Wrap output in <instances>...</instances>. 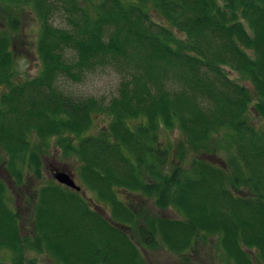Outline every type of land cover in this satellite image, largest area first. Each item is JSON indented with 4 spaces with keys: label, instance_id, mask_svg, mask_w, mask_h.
Returning <instances> with one entry per match:
<instances>
[{
    "label": "trees",
    "instance_id": "obj_1",
    "mask_svg": "<svg viewBox=\"0 0 264 264\" xmlns=\"http://www.w3.org/2000/svg\"><path fill=\"white\" fill-rule=\"evenodd\" d=\"M3 1L37 14L40 70L10 83L9 32L19 27L9 17V32L0 31V83L9 86L0 98V251L11 260L0 264H38L25 250L53 264H145L138 248L157 239L177 264H192L206 235L218 238L227 264H264V128L247 115L252 107L264 120V0ZM57 14L67 27L50 22ZM102 66L122 73L108 102L56 85ZM225 68L249 79L255 103ZM97 114L108 125L87 134ZM175 129L174 146H163L159 134ZM52 137L79 163L86 189L108 204V218L54 180L24 194L25 218L9 206L8 182L17 195L41 180ZM119 190L132 199L121 201ZM146 201L179 219L153 215ZM25 222L33 236L21 235Z\"/></svg>",
    "mask_w": 264,
    "mask_h": 264
},
{
    "label": "rangeland",
    "instance_id": "obj_2",
    "mask_svg": "<svg viewBox=\"0 0 264 264\" xmlns=\"http://www.w3.org/2000/svg\"><path fill=\"white\" fill-rule=\"evenodd\" d=\"M0 0V31L9 32V17H15L18 21L19 29L16 31H10L11 45L10 49L13 50V64L11 66V79L12 85L23 83L27 80L33 79L40 70V63L36 54V41L40 34V21L31 5H15L13 2H7ZM154 16V17H153ZM151 18L156 22H163L157 14L151 13ZM54 26L65 28L67 27L66 18L63 14L55 15L51 21ZM71 28V27H70ZM66 28V29H70ZM72 59V58H71ZM230 79L245 86L253 97V103L257 101L254 88L251 85L248 78L225 68ZM122 79V73L115 68L102 66L92 71H86L82 74L77 81L70 80L65 77H59L56 79V85L66 95H71L74 98H95L97 100L102 99L108 102L112 97H115L119 84ZM9 86L5 83H0V98L8 91ZM248 118L251 123L258 129L264 128V120L261 119L255 110L251 107L248 111ZM109 119L103 114H97L93 119V125L91 130L87 134L94 135L103 131L108 125ZM179 132L175 129L172 132L162 131L159 134L160 141L163 146L173 147L174 143L179 138ZM43 156H41L43 169L42 178L39 181L32 180L29 173L27 175L29 182L25 183V186L17 189V195L14 194V185L12 182H8V204L14 209L20 208L25 214L28 213V209L23 205L22 199L24 194H31L33 190L44 186L54 180L52 170L59 169L63 171H70L75 183L81 187V194L85 200L89 203L90 207L105 217H109V206L106 203L101 202L94 192L86 189L83 180L80 177L79 163L73 157H65L58 146H56V138L52 137L47 141V148L43 150ZM1 157L4 156L0 153ZM171 157V156H170ZM5 159V157H4ZM7 159V158H6ZM1 163V162H0ZM6 173L1 170L0 165V178L4 180ZM31 177V178H30ZM55 181V180H54ZM64 186V185H63ZM79 191V192H80ZM118 197L121 201L126 202L132 199L131 196L123 192L118 191ZM144 205L153 214L164 216L171 219H179L176 212L171 209L160 210L156 208L151 201H146ZM25 221V220H24ZM31 227L25 223L22 224L21 235H31ZM129 235L135 239V235L131 231ZM142 253L145 260V264H177L178 257L169 253L159 239L154 247H141L138 248ZM249 253L250 257L254 259L256 253L253 250H245ZM190 260L192 264H227V259L220 247L218 238L216 236H203L197 242L195 249L190 252ZM25 256L34 260L38 264H53L52 260L44 254H40L34 250H25ZM11 255L8 252L0 251V262H10Z\"/></svg>",
    "mask_w": 264,
    "mask_h": 264
},
{
    "label": "water",
    "instance_id": "obj_3",
    "mask_svg": "<svg viewBox=\"0 0 264 264\" xmlns=\"http://www.w3.org/2000/svg\"><path fill=\"white\" fill-rule=\"evenodd\" d=\"M52 176L54 178V180L61 184V185H64L74 191H77L79 192L81 190L80 186H78L74 179H73V176L72 174L70 173V171H63V170H59V169H55V170H52Z\"/></svg>",
    "mask_w": 264,
    "mask_h": 264
}]
</instances>
